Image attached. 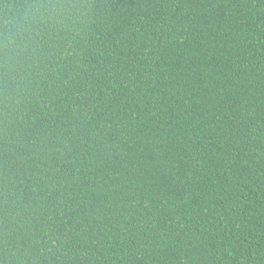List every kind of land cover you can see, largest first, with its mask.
Segmentation results:
<instances>
[{
	"label": "trees",
	"instance_id": "16d2710c",
	"mask_svg": "<svg viewBox=\"0 0 264 264\" xmlns=\"http://www.w3.org/2000/svg\"><path fill=\"white\" fill-rule=\"evenodd\" d=\"M0 264H264V0H0Z\"/></svg>",
	"mask_w": 264,
	"mask_h": 264
}]
</instances>
